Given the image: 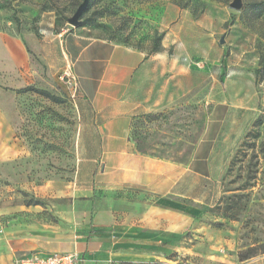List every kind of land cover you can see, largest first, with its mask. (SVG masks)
Masks as SVG:
<instances>
[{
    "label": "rangeland",
    "instance_id": "374dc122",
    "mask_svg": "<svg viewBox=\"0 0 264 264\" xmlns=\"http://www.w3.org/2000/svg\"><path fill=\"white\" fill-rule=\"evenodd\" d=\"M200 1L182 8L178 0H88L76 26L70 18L84 0H0V264L12 243L59 222L53 206L74 199L78 117L60 81L61 33L151 47L179 24L184 63L197 71L198 106L139 118V146L185 161L208 116L238 134L237 143L197 231L176 239L180 247L104 264H264V0H241L238 9L233 0ZM167 49L173 54L172 44ZM31 85L60 100L17 91ZM251 247L255 255L242 260Z\"/></svg>",
    "mask_w": 264,
    "mask_h": 264
},
{
    "label": "crops",
    "instance_id": "0c3cea01",
    "mask_svg": "<svg viewBox=\"0 0 264 264\" xmlns=\"http://www.w3.org/2000/svg\"><path fill=\"white\" fill-rule=\"evenodd\" d=\"M178 27L156 52L77 29L61 33L62 70L71 61L80 82L73 101L78 117L74 199L53 206L60 220L45 224L51 228L46 233L39 227L37 236L12 243L3 264L35 251H75L80 264H104L175 250L184 231H197L200 208L214 198L213 185L224 173L238 134L234 138L208 116L185 161L159 147L144 151L135 136L139 118L198 106L197 71L184 63ZM206 102L204 109L214 111L215 105Z\"/></svg>",
    "mask_w": 264,
    "mask_h": 264
},
{
    "label": "built area",
    "instance_id": "2783aa9c",
    "mask_svg": "<svg viewBox=\"0 0 264 264\" xmlns=\"http://www.w3.org/2000/svg\"><path fill=\"white\" fill-rule=\"evenodd\" d=\"M198 65L197 62L194 63ZM60 81L67 89L69 98L74 101L80 91L79 78L74 72L73 64L68 61L61 71ZM82 257L79 252H61L55 251L46 254L42 253H25L18 257H14L11 264H80Z\"/></svg>",
    "mask_w": 264,
    "mask_h": 264
},
{
    "label": "trees",
    "instance_id": "16d2710c",
    "mask_svg": "<svg viewBox=\"0 0 264 264\" xmlns=\"http://www.w3.org/2000/svg\"><path fill=\"white\" fill-rule=\"evenodd\" d=\"M189 2H190V0H178V5L180 7H182V8H184V7H186V6L189 5ZM195 2L200 3L201 1L200 0H195ZM256 4H257V6H259L260 3H256ZM234 17H235V15L232 14V16H231V22L234 20ZM161 36L162 35H160V38L159 37L156 38L154 40V42H153V45L150 47L152 52H156V51H159V50L162 49V42L160 44L158 43V40L161 39ZM125 44H129V43H125ZM17 91L18 92L34 91V92L40 93L42 95L50 96L51 98H53V99H55L57 101L60 100L59 97H57L55 95H52L50 92H48V91H46L44 89H39V88H37L35 86H32V85L31 86H27L25 88L18 89ZM259 248H261V253H264V243H261L259 245ZM254 250H255V248L254 247H251V248L247 249L244 253H241V255H240L241 259L242 260H245V259L249 258L250 256L255 255V253H253Z\"/></svg>",
    "mask_w": 264,
    "mask_h": 264
},
{
    "label": "water",
    "instance_id": "95a60500",
    "mask_svg": "<svg viewBox=\"0 0 264 264\" xmlns=\"http://www.w3.org/2000/svg\"><path fill=\"white\" fill-rule=\"evenodd\" d=\"M88 3V0H84V2L78 7L77 11L74 13V15L70 18V23L73 25H79V21H80V17L84 11V9L86 8ZM242 5L241 0H233L231 3V6L233 8H240ZM221 42H223V39L221 40Z\"/></svg>",
    "mask_w": 264,
    "mask_h": 264
}]
</instances>
